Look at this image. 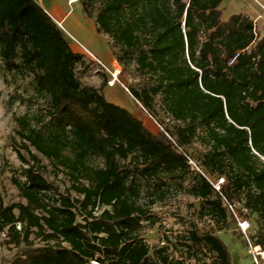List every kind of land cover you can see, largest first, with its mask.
Returning a JSON list of instances; mask_svg holds the SVG:
<instances>
[{
    "label": "trees",
    "instance_id": "obj_1",
    "mask_svg": "<svg viewBox=\"0 0 264 264\" xmlns=\"http://www.w3.org/2000/svg\"><path fill=\"white\" fill-rule=\"evenodd\" d=\"M223 1L78 0L108 37L125 88L163 128L154 134L80 82L83 54L35 0H0V61L29 80L32 94L16 99L42 112L39 127L17 119L32 159L20 156L24 180L15 182L25 204L0 196V233L19 251L9 264H232L217 235L196 230L181 237L184 258L151 254L140 232L154 221L141 200L154 205L172 183L219 229L234 221L224 200L246 209L251 242L264 252V34L244 13L223 21ZM31 149L66 170L68 189L44 176Z\"/></svg>",
    "mask_w": 264,
    "mask_h": 264
},
{
    "label": "rangeland",
    "instance_id": "obj_2",
    "mask_svg": "<svg viewBox=\"0 0 264 264\" xmlns=\"http://www.w3.org/2000/svg\"><path fill=\"white\" fill-rule=\"evenodd\" d=\"M35 1L54 22L57 24L59 22V28L71 43V48L75 52L83 54V64L77 67V76L80 82L96 89L102 88L108 101L126 108L139 118L145 128L152 133L157 134L163 131V128L146 111L142 110L140 104L127 91L126 88L131 81H126L125 77L120 79L121 68L110 53L108 37L97 32L94 21L83 15L79 2L70 5L68 0ZM257 1L264 6V0ZM239 13H244L253 19L260 15L261 20H258L255 26L257 31L261 33L263 29L264 33V28L261 27L264 24V12L253 0L223 1L221 5L223 21H227L232 15ZM108 70L111 73L118 71V81L113 86L108 84L109 81H113ZM31 94L29 80L11 76L4 70L0 61V196L5 206L25 204V200L19 196L15 182L24 180L22 172L25 163L20 156L22 155L29 162H32V159L21 147L22 142L17 133L19 130L17 119L27 116L33 126L39 127V118H41L42 112L37 105H33L34 103L27 100L23 103L16 97L22 95L27 98ZM159 115L163 117L161 112ZM164 122L171 127L172 122L168 119L165 118ZM196 147L198 148L197 145L194 148ZM31 151L36 154L33 149ZM37 156L38 168L42 170L44 176L50 182L61 187L62 190L68 189L70 179L66 170L57 168L55 161H49L40 155ZM89 164L98 167L102 163L100 160L90 159ZM189 166L190 172L196 171L193 160L189 162ZM191 177L190 174L187 175V181L183 184L185 187L189 186ZM155 201L154 205L149 206L151 200H141V204L147 208L154 221V224L144 223L140 232L150 247L151 254L155 250L166 248L170 257L184 258V249L179 246L181 237L190 230H196L199 234L214 233L217 235L226 246L232 264H253L250 251L239 234L235 221L228 218L227 229H219L220 225L210 219H200L198 216L199 200L189 196L176 183H172L162 200ZM7 240L4 234L0 233V264H9V261L19 252L14 245L7 244ZM33 242L36 245L42 244L35 237ZM201 259L209 262V257L203 256Z\"/></svg>",
    "mask_w": 264,
    "mask_h": 264
},
{
    "label": "built area",
    "instance_id": "obj_3",
    "mask_svg": "<svg viewBox=\"0 0 264 264\" xmlns=\"http://www.w3.org/2000/svg\"><path fill=\"white\" fill-rule=\"evenodd\" d=\"M78 0H68V4L73 5L75 3H77ZM264 9V8H263ZM58 26L60 27V25L58 24ZM86 53H88L87 51H85ZM89 54V53H88ZM91 55V54H89ZM237 56H235L232 60V62L236 59ZM109 74L113 77L112 80L113 81H109L108 84L110 86H113L115 84V82H117V75H118V71H114V73H111L108 70ZM222 183V180H219V183L214 185L213 187L218 190V186L219 184ZM225 204L226 207L228 209V212L232 215L236 226H237V230L239 232V234L242 236V238L244 239L250 254H251V258H252V262L253 264H264V252L257 246H254L251 242L250 239V234H251V230H252V226H251V222L250 220L245 216V214L247 213L246 209H243V215H240L237 211V205H232L229 204L226 200ZM91 264H98L97 261H91Z\"/></svg>",
    "mask_w": 264,
    "mask_h": 264
},
{
    "label": "crops",
    "instance_id": "obj_4",
    "mask_svg": "<svg viewBox=\"0 0 264 264\" xmlns=\"http://www.w3.org/2000/svg\"><path fill=\"white\" fill-rule=\"evenodd\" d=\"M260 8H261V10L264 12V6L261 4V3H259V1H257V0H253ZM250 17V16H249ZM251 18V17H250ZM253 21H254V24L258 21V20H261V16L260 15H257L254 19L253 18H251ZM58 24H59V22H58ZM261 27H263L264 28V24H262L261 25ZM263 30V29H262ZM262 30H261V33L262 34H264L263 32H262Z\"/></svg>",
    "mask_w": 264,
    "mask_h": 264
}]
</instances>
